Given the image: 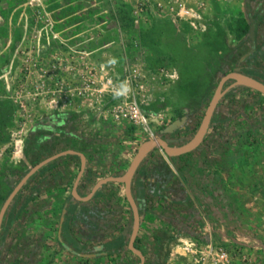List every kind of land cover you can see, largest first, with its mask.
Returning <instances> with one entry per match:
<instances>
[{
  "label": "crops",
  "instance_id": "0c3cea01",
  "mask_svg": "<svg viewBox=\"0 0 264 264\" xmlns=\"http://www.w3.org/2000/svg\"><path fill=\"white\" fill-rule=\"evenodd\" d=\"M176 1H184L198 16L194 17L193 21L173 18L167 8ZM130 2L131 0H0V98H13L17 79L22 82V79L17 77L22 63L14 55L16 42H11L17 40L14 34L19 32L20 36L25 32L24 38L29 42L28 35L32 34L35 42L38 32L45 27V22L54 31L51 37L55 41L51 46L42 45L40 51L36 48L32 54V57L42 59L43 70L51 71L52 66L61 65V62H58L61 58H73L75 52H82L89 71L94 75H118L123 66L122 60L127 54L125 31L130 22L123 10L130 6ZM135 2L142 7L137 11L135 18L144 29L153 28V33L159 35L171 32L175 38L180 39L178 45L183 46L186 42L190 48L193 47L190 40L197 35L207 41L204 45L214 46L208 34L217 31L222 35V44L227 42L228 46L234 47L237 43L234 30L245 18L244 0ZM159 4L162 8L158 7ZM213 6L219 7L221 11L216 18L208 15H212L210 8ZM203 13L206 15L201 16ZM232 22L233 26L228 27ZM33 23L36 24L32 25ZM117 24L119 29H116ZM244 48L247 50L246 45ZM13 55L17 59V66L10 68L8 65ZM113 60L115 63L111 62ZM71 78L65 79L68 81ZM35 83L31 81L29 85H21L25 94L23 98H31L26 92ZM47 87L49 89L50 85ZM202 95H199V98L198 95L173 98L170 103L167 102L166 109H163V98H159L158 102L155 98L137 97V102L149 114L161 117L160 112H164L167 117L174 116L176 120L179 112L185 114L197 108L200 109L202 117L207 106V99L202 98ZM245 96H248L245 99L251 106L246 109L245 116L228 122V130L222 137L217 136L216 129L210 143L193 153L174 158L173 163L161 151L154 150L141 165L143 170L139 179L136 183L132 182L133 194L143 204L141 210L144 211V219L136 239L139 249L150 264H194L207 245L225 241L232 245L235 243L238 250L248 252L249 260L253 264H264V123H261L259 118L264 111V100H261V108L260 97L255 92L243 91L236 97ZM57 98L65 97L63 94ZM145 99L146 106L142 105ZM58 105V109L67 105L65 109L76 113L80 128L77 129L78 133L84 136L88 134L89 138L98 140L91 144L73 140V149L85 155L95 175V181L87 188L86 194L98 180L122 174L138 146L146 141L142 134L133 128L118 127L110 121H103L101 111L97 110L98 106L94 105L92 108L88 99L59 100ZM253 107L257 108L256 112H250L249 109ZM54 110L43 100L36 108V113L38 117L46 116ZM24 139L22 137L23 141ZM22 140L20 143L23 144ZM154 155H161L167 163L173 174L169 179L148 174L151 168L155 169V161L152 159ZM69 171L72 175L77 173L70 163ZM74 179L75 176L64 186L49 191L42 199L43 206L25 220L24 226L17 233L14 241H17L21 233L42 235L40 252L36 257H31L32 262L29 264H139L138 259L127 249L128 236L123 234L131 218L123 196V186L109 183L104 187L107 195L114 196L111 201L116 206L115 223L112 225L114 232L109 230L112 233L108 237L103 235L105 226L99 223L101 219L97 221L98 215L91 208L84 211L85 229L88 233L92 232L93 236L88 238L77 232V225L73 226L72 222L68 221L72 210L67 208V199L71 194ZM179 188L185 194L182 203L173 195ZM149 189L161 194L166 189L171 190L167 196L163 193V197H153L149 200ZM92 203L94 204V201ZM181 204L184 205L180 207ZM81 209L79 207L77 213ZM70 227L72 232L68 230ZM244 228L248 229L247 237L240 233ZM95 231L96 233H93ZM229 232L231 237L228 238ZM62 234L65 240H62ZM98 235H102L103 239ZM71 240L74 243H71ZM31 247V244L26 245L27 249ZM7 262L12 264L6 260L0 264Z\"/></svg>",
  "mask_w": 264,
  "mask_h": 264
},
{
  "label": "trees",
  "instance_id": "16d2710c",
  "mask_svg": "<svg viewBox=\"0 0 264 264\" xmlns=\"http://www.w3.org/2000/svg\"><path fill=\"white\" fill-rule=\"evenodd\" d=\"M244 10L246 12V17L241 20L240 24L234 30L237 43L234 47L230 48V52L224 59L223 63L220 64L217 73L214 77H212L213 84L217 82L219 77L223 75L226 70H228L229 63L235 58V54L239 51V49L243 45L247 44H249V49L244 52L242 59L237 60L238 65L241 66L242 73H244V75L252 77L264 84V0H244ZM245 90L249 89L245 87L234 88L228 91L224 98H222L219 102L218 108H220L223 104L226 110L223 112L221 109H218L214 112L210 122L211 130L205 136L204 145L210 143L216 129L218 130L217 136L222 137L228 130V122L233 121L239 116H245L246 109L251 106L250 102H248L245 98L236 97ZM255 93L260 95L257 92ZM199 110L200 109L197 108L193 111H189L188 116L186 117L185 125L181 127L180 130L184 129L185 131H194L197 128L200 118ZM180 117H182V115H180ZM77 123L76 113L70 111L53 112L37 120L29 130L24 144L23 156L27 159L28 164L30 166H34L45 158H48L58 152L66 149H73V146L66 140V138L85 144L98 142L96 138H89L88 136L78 133L76 130ZM152 159L155 161V169H150L148 173L150 176H161L169 179L173 175L167 163L163 161L161 155H158L157 157L154 155L152 156ZM169 159L170 162L173 163L174 158ZM69 163L73 165L76 170L75 172H77L79 169L78 156L67 155L60 157L48 163L36 172L13 198L9 209L3 217L1 225L0 263L6 260L11 261L12 264H29L32 262L31 257L34 258L38 255L40 252V240L42 235L21 233L19 238H17V241H14V239H16L17 233H19L20 229L24 226L25 220L32 213L43 206V197L47 195L49 191L64 186L68 183V181H70V178L76 176L77 173L72 175L69 171ZM141 165L133 178L135 183L137 182V179H139L141 170H143L141 169ZM27 172L28 169H14L8 172L0 173V182L7 188L4 200ZM94 181L95 175L88 165L85 170V174L78 185V193L80 196L86 195L85 191ZM104 187L105 186L98 190L96 196L86 203L78 202L73 205L74 203L71 194L67 199V208L69 211L72 210L68 221L70 220L73 226L77 225V232L83 236H87L88 238L93 236L92 232L88 233L87 229H85L86 221L83 218V213L89 208H91L92 211L98 215L96 217L97 221H100L101 219L99 223L102 226H105V234H103L105 237H108L110 233L114 232L112 225L115 223L114 216L116 206L114 202L111 201L114 196L111 194L107 195V193L104 192ZM170 190L166 189L163 192L165 193V196H167V193H169ZM163 193L161 194L149 189L147 194L149 197L146 194L145 195L149 200H151L153 197H163L161 196ZM132 195L139 208L143 209V204L137 199V196L133 194V191ZM173 195L176 200L180 199L181 203L185 197L183 190L180 188L176 190ZM93 201L94 204L92 203ZM182 205L184 204H181L180 207ZM79 207L82 209L79 213H77V209ZM68 230L71 231V227ZM93 233H96V231ZM98 236L101 240L103 239L102 235ZM61 237L62 240H65L63 234ZM124 239H126V237H124ZM4 242H7V246L10 247V250H12L10 252H6L10 258H8V256L6 257V254L4 255L1 252ZM70 242L74 243L73 240ZM137 242L138 241L136 239L135 246L139 249ZM27 244H31L32 247L27 249ZM59 244L62 247V244ZM13 249L15 250L13 251ZM145 264H150L147 258L145 259Z\"/></svg>",
  "mask_w": 264,
  "mask_h": 264
},
{
  "label": "rangeland",
  "instance_id": "374dc122",
  "mask_svg": "<svg viewBox=\"0 0 264 264\" xmlns=\"http://www.w3.org/2000/svg\"><path fill=\"white\" fill-rule=\"evenodd\" d=\"M130 3V6L123 10V12L126 13L125 17L130 21L127 24L128 27L125 31V35L127 36V54L122 60L123 66L121 72L118 73V75L112 74L121 78L126 64H130L132 69H135L139 75L136 89L138 98H155L158 102L159 98H163V109L168 107V103H170V100H174L173 98H190L191 96L194 97L196 95H198L199 98V95L202 94V98L207 99V102L205 101V105H207L216 86V83L213 84L212 82V77L217 73L218 65L223 63L224 59L230 52L229 49L231 46H228L227 42L222 44V35H220L219 31L216 33L209 32L208 34L212 39L211 44L213 43L214 46H208L207 44L204 45L207 41L201 39L199 35L190 40L193 45L192 48H190L186 42L183 46H180L177 44L180 39L175 38V35L171 32L167 31L165 35H159L153 33V28L144 29L142 24L140 22L138 23L135 18L142 7L139 3H136L135 0H131ZM210 9L213 17L211 14L208 15L211 18L219 16L221 12L219 7L213 6ZM201 11L203 12V9ZM205 15L206 14L203 13L201 16ZM132 20L134 21L133 23ZM234 23H236V21ZM35 24L36 23H33L32 25ZM227 24L228 23H226V25ZM37 25H39V23H37ZM118 26L119 25L117 24L116 29H119ZM231 26H233V22L228 24V27ZM53 32L54 31L52 30V33ZM24 34L25 32L19 36L18 32L17 34H14L17 40H11L12 43L16 42L17 45L14 48V55H16V58L22 63V69L18 71L20 74L17 73V77H20L22 82L26 81V74H29L27 64L35 61L36 63L39 62V59H36V56L32 57V54H34L36 48L39 47V44H36V40L34 42L32 34L28 35L30 36V42L26 41ZM50 40V44L55 41L54 38H51ZM215 43L217 44V47H215ZM245 51L246 49L243 45V47L235 54V58L229 63V67L230 65H233L235 59L240 57ZM14 55L10 59L12 62L9 61L11 68L17 62ZM31 57L32 59L35 58L34 61H32ZM16 66L17 65H15V67ZM19 66L20 65L18 64V67ZM104 76V74L97 75L99 78L98 80H102ZM36 78L37 75H34L31 80H35ZM22 82H19V79H17V85L15 88L16 92L13 93V98H0V173L14 169H28L29 165L27 159L23 156L25 140L34 123L43 117H38V113H36V108H38L39 105L37 102L39 98H35L34 101L33 98H23L25 94L23 93L24 90L21 88V85L23 84ZM177 86H180V88ZM6 92H8V90ZM17 95H20L22 98H17L19 97ZM258 96L260 97V101H258L261 103V100L263 101L264 97L261 95ZM242 98H248V96ZM106 102V97L102 98L98 105V109H103V106L105 105L104 103ZM145 102L146 99L142 102V105L146 106L147 102ZM260 105L262 108V103ZM24 108L28 110L27 113ZM249 110L250 112H256L257 108L253 107ZM261 113L262 114L259 115V118L261 123H264V111ZM160 114L161 128L166 127L175 119L174 116L167 117V113L160 112ZM183 114L184 112H179L177 118ZM76 125L77 130L79 128L78 123ZM22 137L25 138L24 141L22 140ZM21 140L23 141V144L19 143ZM66 140L71 145L75 144L72 139L66 138ZM6 192L7 188L0 182V208L4 202ZM246 229L247 228H244V231H240L243 237L248 236L249 232L248 229ZM230 235L231 233L229 232L227 237H231ZM216 246L226 249L233 264H253V262L249 260V253L243 252L241 249L238 250L235 243L232 245L229 241H225L224 243L220 242L219 244H216ZM237 257L239 258L237 259Z\"/></svg>",
  "mask_w": 264,
  "mask_h": 264
},
{
  "label": "built area",
  "instance_id": "2783aa9c",
  "mask_svg": "<svg viewBox=\"0 0 264 264\" xmlns=\"http://www.w3.org/2000/svg\"><path fill=\"white\" fill-rule=\"evenodd\" d=\"M144 3L147 4L146 2ZM158 7L162 8L160 4ZM167 9L175 19L193 21L194 17L198 16L195 10L184 1L171 3ZM37 20L40 21L38 18ZM44 25L45 27L38 32L35 39L36 44H39V47H37L38 51H40L39 49L42 45L46 44L47 46H51L50 39L53 38L51 37L52 29L50 25L47 22ZM74 54L75 56L73 58L70 56L61 58L58 61L61 62V65L52 66L51 71L55 73L43 70L41 58H39V62L37 63L35 61L27 64L29 74H26V81L22 83L29 85L31 81L33 83L36 82L26 92L33 98V101L35 98H39L37 102L40 104L43 100H46L49 107L55 109L53 112H65L70 110L65 109L67 105L58 109L59 100L66 101L72 100L73 98L88 99L91 101L93 108L94 105L98 106L100 104L102 98L106 97L107 102L104 103V108H97L98 111H101L103 121H110L112 125L118 127L127 126V128H133L142 134L144 140L154 139L155 132L158 128H161V117L147 113L137 102L138 96L136 89L139 75L136 70L132 69L130 64H126L121 78L111 74L110 76H104L102 80H98L99 78L89 71V67L84 61L83 53L75 52ZM36 59L38 58L36 57ZM66 60H69V62H65ZM34 75L38 77L37 80L35 79L36 81L31 80ZM66 77L72 78L67 81L65 79ZM48 85H50L49 89L47 87ZM63 94L65 98H57L58 96H63ZM24 110L27 113L28 110L26 108ZM194 264L232 263L231 257L226 249L209 244L198 255Z\"/></svg>",
  "mask_w": 264,
  "mask_h": 264
},
{
  "label": "water",
  "instance_id": "95a60500",
  "mask_svg": "<svg viewBox=\"0 0 264 264\" xmlns=\"http://www.w3.org/2000/svg\"><path fill=\"white\" fill-rule=\"evenodd\" d=\"M239 70V68H236L234 69V71L225 74L219 79L214 89V92L204 110L199 126L189 141L185 142L181 146H170V141L160 137L144 141L138 146L127 169L122 174L110 175L98 180L97 182H95V184H93L91 190L85 196H80V194L78 193V185L85 174L86 168L88 167L87 159L82 152L75 149H66L48 158H45L34 166H30L28 164V172L15 185V187L9 193L0 208V231L3 222V217L9 209L13 198L20 191V189L29 181V179L48 163L63 156L74 155L79 157V169L77 171L71 188V197L73 198V203L76 204L78 202L90 201L93 197L96 196L98 190H100L103 186L109 183L121 184L123 186L124 199L128 204L131 212V221L125 226L123 230V234L125 236H128L127 249L135 257L138 258L139 264H145V256L143 252L135 246V240L139 231V227L144 219V211L139 208L132 195L133 178L139 166L154 149H158L159 151H161L167 158L179 157L181 155L191 153L198 149V147L204 141L205 136L211 129L210 122L214 112L218 110L219 102L222 100V97L231 89L237 87H245L264 96V84L252 77L240 73ZM229 80H231L232 83L224 88V84ZM180 125V121H173L160 132L164 134H170L171 132L176 130Z\"/></svg>",
  "mask_w": 264,
  "mask_h": 264
},
{
  "label": "flooded vegetation",
  "instance_id": "af4514ba",
  "mask_svg": "<svg viewBox=\"0 0 264 264\" xmlns=\"http://www.w3.org/2000/svg\"><path fill=\"white\" fill-rule=\"evenodd\" d=\"M246 13V12H245ZM245 17H246V15H245ZM247 46V50L249 49V44H247L246 45ZM242 57L243 56H240L239 58H237V59H235V62L233 63V65H231L229 68H228V70H226L225 72H224V74L223 75H221L220 77H219V79L222 77V76H224L225 74H228L229 72H232V71H234V69H236V68H239L240 70V73H242V68H241V66H239L238 65V62H237V60H239V59H242ZM242 74H244V73H242ZM219 79L217 80V82H216V85H217V83H218V81H219ZM232 83V81L231 80H229V81H227L225 84H224V88L225 87H227L229 84H231ZM216 87V86H215ZM232 90V89H231ZM245 91H251L250 89L249 90H245ZM214 92V91H213ZM225 96V95H224ZM224 96L222 97V98H224ZM238 96V95H237ZM218 109H221L223 112H225V110H226V108H225V106L222 104V106H220V108H218ZM188 113H189V111L188 112H186L185 114H183L182 115V117H179V118H177L176 120H178V121H180L181 122V125L176 129V130H174L173 132H171L170 134H164V133H161L160 131L161 130H163L165 127H163V128H160V129H158L156 132H155V138H157V137H160V138H163V139H166V140H168V141H170V143H169V145L170 146H181L182 144H184L185 142H187V141H189L190 139H191V137L194 135V133H195V131L197 130V128H198V126H199V123H200V120H201V118L202 117H200L199 118V121H198V126H197V128L194 130V131H185L184 129H181L180 130V128L181 127H183L184 125H185V122H186V117L188 116ZM176 120H174V121H176ZM211 130V129H210ZM210 132V131H209ZM206 138V137H205ZM204 138V139H205ZM204 145V141L202 142V144L198 147V149H196L195 151H197V150H199V149H201V147ZM154 150H158V149H154ZM153 150V151H154ZM152 151V152H153ZM195 151H193V152H195ZM151 152V153H152ZM193 152H191V153H193ZM150 153V154H151ZM149 154V155H150ZM189 154V153H188ZM149 155H148V157H149ZM185 155H187V154H185ZM185 155H181V156H179V157H182V156H185ZM147 157V158H148ZM146 158V159H147ZM175 158H177V157H175ZM145 159V160H146ZM7 242H4V244H3V246H2V253L5 255L6 254V252H10V251H12V250H10V247H8L7 246ZM15 249H13V251H14ZM16 254V253H15ZM6 257L8 256V258H10L9 257V255L8 254H6L5 255ZM11 256V255H10ZM6 257H5V259H6ZM13 258V257H12ZM7 264H8V262H7Z\"/></svg>",
  "mask_w": 264,
  "mask_h": 264
},
{
  "label": "clouds",
  "instance_id": "9594fccd",
  "mask_svg": "<svg viewBox=\"0 0 264 264\" xmlns=\"http://www.w3.org/2000/svg\"><path fill=\"white\" fill-rule=\"evenodd\" d=\"M112 63H115V61L113 60V61H111Z\"/></svg>",
  "mask_w": 264,
  "mask_h": 264
}]
</instances>
